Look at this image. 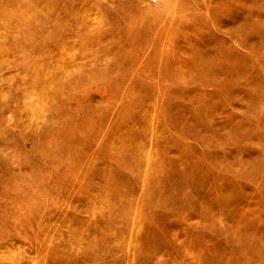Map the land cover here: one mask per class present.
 <instances>
[{
	"label": "rangeland",
	"instance_id": "rangeland-1",
	"mask_svg": "<svg viewBox=\"0 0 264 264\" xmlns=\"http://www.w3.org/2000/svg\"><path fill=\"white\" fill-rule=\"evenodd\" d=\"M0 264H264V0H0Z\"/></svg>",
	"mask_w": 264,
	"mask_h": 264
}]
</instances>
